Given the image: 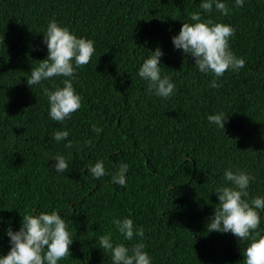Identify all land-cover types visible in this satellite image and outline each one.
Instances as JSON below:
<instances>
[{
  "label": "trees",
  "instance_id": "1",
  "mask_svg": "<svg viewBox=\"0 0 264 264\" xmlns=\"http://www.w3.org/2000/svg\"><path fill=\"white\" fill-rule=\"evenodd\" d=\"M203 0H0V256L11 249L7 230L22 215L56 211L73 243L58 264H112L101 235L131 248L143 242L151 264H244L250 241L207 231L219 203L216 189L230 186L226 170L255 177L245 199L264 197V0H224L227 16L200 8ZM231 25V51L246 63L210 87L195 58L176 49L173 37L192 12ZM94 42L90 62L76 69L73 86L81 107L53 121L45 87H63L62 76L32 86L31 69L47 58L50 21ZM160 48L161 75L175 84L161 98L147 92L139 68ZM74 63V61H73ZM224 113L225 129L207 117ZM95 124L102 131L92 130ZM68 131L67 140L54 133ZM68 140L72 148H66ZM91 141V143H87ZM62 155L68 162L55 171ZM103 161L106 175L88 169ZM121 163L127 183L111 181ZM258 229L264 234V210ZM131 218L144 237L126 240L113 219Z\"/></svg>",
  "mask_w": 264,
  "mask_h": 264
},
{
  "label": "clouds",
  "instance_id": "2",
  "mask_svg": "<svg viewBox=\"0 0 264 264\" xmlns=\"http://www.w3.org/2000/svg\"><path fill=\"white\" fill-rule=\"evenodd\" d=\"M236 7H243L244 0H235ZM224 16L229 14V7L224 0H203L200 8L211 13L213 8ZM190 20L195 23H183L178 35L173 37L176 49L182 50L185 56L195 58V65L201 73L214 74L210 87L218 88L217 78L222 77L229 69L239 71L245 66L243 58H237L231 51L229 38L235 35V29L228 24L214 23L211 19L202 20L200 12H192ZM44 43L47 45L48 56L40 60L38 66L31 69L27 77L28 85L41 84L56 76H62L63 87L51 90L43 89L50 105L49 116L53 121L64 122L81 107V97L76 93L73 80L76 69L87 65L95 51L94 42L90 39L77 37L68 28L60 26L55 20L50 21ZM162 50L158 47L149 58L144 60L138 75L147 81V92L167 99L174 94L175 84L168 76L161 75ZM74 61V63H73ZM210 124L225 129L228 119L224 113L211 114L207 117ZM92 130L102 131L95 124ZM69 132L58 130L54 133L57 142L67 140ZM91 143V141H87ZM66 148L73 147V141L68 140ZM55 171L65 172L69 165L66 158L57 155L53 158ZM88 171L99 179L106 175L103 161L95 163ZM129 166L121 163L118 170L111 174V181L120 186L127 183L126 174ZM224 179L230 186H220L216 189L219 203L215 206L214 215L207 224V231L232 233L241 241H250L244 249V264H264V234L258 230L261 216L257 210H264V197L257 196L251 201L245 199L249 195L248 187L255 179L244 171L226 170ZM22 226L19 231L7 230L11 249L7 255L0 256V264H58V261L70 255V245L73 243L67 224L56 212H41L39 215H22ZM116 229L126 240L132 241L136 235L141 240L144 229L134 228L131 218L113 219ZM98 243L104 252H108L112 264H151V258L143 242L134 243L131 248L123 243L115 244L111 234L101 235Z\"/></svg>",
  "mask_w": 264,
  "mask_h": 264
}]
</instances>
